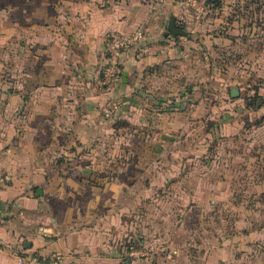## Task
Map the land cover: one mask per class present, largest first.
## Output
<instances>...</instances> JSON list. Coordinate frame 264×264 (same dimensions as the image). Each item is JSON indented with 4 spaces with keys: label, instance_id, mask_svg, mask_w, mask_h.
<instances>
[{
    "label": "crops",
    "instance_id": "1",
    "mask_svg": "<svg viewBox=\"0 0 264 264\" xmlns=\"http://www.w3.org/2000/svg\"><path fill=\"white\" fill-rule=\"evenodd\" d=\"M16 5L25 33L19 41L17 104L2 103L3 109L17 110L19 129L17 134L0 132V241L8 246L0 249V264H18L16 252L23 249L62 252L69 264H264V248L251 247L250 237L219 245L215 242L222 235L216 231L194 229L189 235L199 242L173 243L172 234L180 237L184 226L201 222L189 215L173 231L165 229L166 216L152 220L144 231L151 237L160 233L164 244L124 260L125 184L115 180L119 167L105 166L103 160L114 152L106 155L104 144L112 143L122 127L118 114H105L108 105L131 110L133 149L143 137L168 139L201 119V104L192 99L195 83L178 89L179 101L171 105L139 104L145 82L157 79L171 60L241 61L247 63V77L261 81L257 90H264V0H197L189 8L179 0H17ZM173 15L188 35L168 31ZM140 26L156 42L151 53L141 57L133 48L126 50L122 79L104 84L107 34ZM183 94L191 96L187 108ZM258 103L264 109V99ZM152 222L163 227L154 232ZM211 237V244L202 241Z\"/></svg>",
    "mask_w": 264,
    "mask_h": 264
},
{
    "label": "rangeland",
    "instance_id": "2",
    "mask_svg": "<svg viewBox=\"0 0 264 264\" xmlns=\"http://www.w3.org/2000/svg\"><path fill=\"white\" fill-rule=\"evenodd\" d=\"M16 2L0 0V132L10 134L19 129L17 110L3 109L2 103L17 104L19 41L25 33L23 26L19 27ZM246 64L234 61L227 65L209 56H200L197 62L175 59L158 70L161 75L151 84L145 82L139 104L155 101L168 106L179 101L177 92L183 85L186 89L191 83L197 86L192 99L201 104V119L185 132L165 136L168 139L159 135L147 141L143 137L131 148V110L124 107L120 112L117 107L116 117L123 129L112 143L104 144L106 155L114 152L103 160L105 166L119 167L115 180L125 184L120 227L124 260L146 256L150 248L164 244L160 233L151 237L144 228L165 216L166 230H172L185 215L201 220L184 226L180 237L173 239L172 234L170 240L175 244L199 242L201 238L193 239L189 232L212 229L222 235L216 244L225 239L236 244L242 237H250L251 247L264 248V109H258L264 90H257L261 82L257 77H247ZM253 73L250 70L249 74ZM237 85L241 93L233 97L230 88ZM182 96L187 108L191 96ZM114 176L109 174L110 179ZM153 224H157L154 232L163 227ZM203 240L211 244L214 239Z\"/></svg>",
    "mask_w": 264,
    "mask_h": 264
},
{
    "label": "built area",
    "instance_id": "3",
    "mask_svg": "<svg viewBox=\"0 0 264 264\" xmlns=\"http://www.w3.org/2000/svg\"><path fill=\"white\" fill-rule=\"evenodd\" d=\"M184 6L189 8L196 4L197 0H179ZM157 3H153V8L157 7ZM155 41H150L147 38V29L143 26L138 27L132 32H123L111 30L107 34L105 63L102 68L103 82L107 85H113L121 80L122 77V56L128 49H135L137 56H145L150 54L155 46ZM108 117H113L116 114V109L112 105H108L104 109ZM4 179H9V175H4ZM3 177H0V183ZM8 248L7 245L0 241V249ZM13 248V247H12ZM16 252V250H14ZM135 254L136 251H132ZM18 264H69L67 256L62 252H55L51 255H43L37 251H29L26 249L16 252Z\"/></svg>",
    "mask_w": 264,
    "mask_h": 264
},
{
    "label": "water",
    "instance_id": "4",
    "mask_svg": "<svg viewBox=\"0 0 264 264\" xmlns=\"http://www.w3.org/2000/svg\"><path fill=\"white\" fill-rule=\"evenodd\" d=\"M168 31L174 36L189 34V31L187 29L177 25L176 17L174 15L170 18V21L168 24ZM231 92L233 96H237L239 94L238 87L237 86L232 87ZM39 192L41 191L39 190Z\"/></svg>",
    "mask_w": 264,
    "mask_h": 264
},
{
    "label": "trees",
    "instance_id": "5",
    "mask_svg": "<svg viewBox=\"0 0 264 264\" xmlns=\"http://www.w3.org/2000/svg\"><path fill=\"white\" fill-rule=\"evenodd\" d=\"M175 102V101H174ZM173 106V105H172Z\"/></svg>",
    "mask_w": 264,
    "mask_h": 264
}]
</instances>
